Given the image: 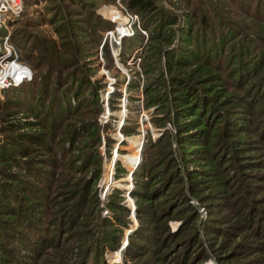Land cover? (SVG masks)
Wrapping results in <instances>:
<instances>
[{
	"label": "rangeland",
	"instance_id": "374dc122",
	"mask_svg": "<svg viewBox=\"0 0 264 264\" xmlns=\"http://www.w3.org/2000/svg\"><path fill=\"white\" fill-rule=\"evenodd\" d=\"M157 5L178 18L174 25L163 30L160 37L156 35L158 34L156 32V34L147 33L141 29L140 17L137 19L139 23L137 27L141 29V36L136 37L134 28L136 19L131 16L128 20L124 16L128 11L123 1L118 4V1L114 3L110 0H25L24 13L19 19L9 24L12 40L18 47L22 59L35 71L36 81L33 86L27 84L20 90L9 91L7 95L1 92L0 101L5 103L9 100L13 102L15 109H18L9 118V123L15 125L14 128H17L18 133L38 135L45 132L44 143L30 145L29 159L19 156L21 162L14 167L13 172L26 177L29 162L31 164L29 181L45 189L42 193L43 198L57 199L55 203L49 205L50 208L54 207V204L63 202L58 205L62 209L66 200L64 194L67 197L71 196L69 192L80 188L90 180L94 170L100 168L102 173L105 157L108 158L119 144L120 169L118 167V170L121 172L117 178L118 188L115 189L114 194L120 192L119 203L128 208L124 195L131 190L129 202L132 204L134 200L137 207V200L133 195L137 189L136 179L132 177L131 182L129 172H133L134 175L141 169L140 167L144 166L151 140L156 142L166 130H169L173 136L177 134L174 109L179 106L183 92L173 82V75H179L189 84L200 89L213 87V83H218L214 77L217 73H224L223 70L234 53L232 48L234 42L243 44L241 42L245 40L255 60L259 56L260 47L249 39L257 40L264 45V0H157ZM101 22L111 28L103 29ZM126 24L131 28L130 35L120 38L117 30L121 34L124 33L122 31L127 28ZM152 33L155 35L152 36ZM246 33L250 34L245 36ZM100 37L103 38L101 41ZM222 37L228 41L224 48L220 44ZM102 43L103 45L107 43L109 46L112 61L107 60L106 48L103 49ZM180 49L185 52L183 53L185 62H181L184 67L173 60L170 65L166 52L180 51ZM123 51L126 52L124 57ZM194 55L198 57L197 60L193 58ZM51 71L52 76L49 75ZM209 75L210 79L206 80ZM59 80L67 84L62 89L63 93L67 91L66 97L61 96L57 88L60 86ZM224 80H227L225 73ZM80 84L83 85V94L80 97L74 93L71 94L80 87ZM224 87L219 85L217 88L222 90ZM46 89L51 98L41 104L40 98L43 90ZM149 90L157 92L147 96ZM109 92H111L110 95H108ZM228 92L229 95L234 94L232 89ZM125 95L126 108L123 109L122 99ZM152 96L155 98L159 96L161 101L157 105L148 107L146 99L148 102ZM223 96L224 94L217 95L215 100L222 103ZM107 97H109L108 106L105 101ZM30 105L39 106V108L37 111L28 110L27 106ZM52 106L57 109V116L53 112L50 118L44 120L46 112ZM106 110H108L107 113ZM109 112L110 120L104 125L101 124L100 117ZM52 116L57 118L52 119L56 126L53 131H49L44 128H51L49 124H51ZM144 116L150 118V125L142 123ZM157 118L166 119L165 127L156 128L153 120ZM190 120L194 118L182 119L183 122ZM3 122L0 116L2 141L11 134H15L2 133ZM96 123L99 128L100 143L93 138V134L96 133L93 125ZM168 124L172 126V129H168ZM119 128H122V133L127 129L131 132V136L123 133L125 136L122 141ZM172 150L184 179L183 187L187 190L191 185L190 176L197 177L204 173L206 168L203 167V162L198 161V155L193 149L183 147L174 141ZM140 155L143 161L140 167L136 168L137 163L141 161ZM89 157L92 162L90 167L86 168L85 164ZM2 168L4 166L0 164V170ZM260 182L261 187L258 192L262 200L264 181ZM211 190L213 186L210 185L202 194L208 195ZM189 203L198 216L197 221L192 225L189 233L184 235L182 232L183 235L179 241L193 235L194 232L199 234L201 245L207 256L200 264H264V250L254 256L253 251L248 250L249 253L246 254L244 249L238 248L241 234L231 240L226 238L227 241L223 237L208 234V226L214 219H221V221L226 219L228 224L229 221L235 222L236 216L230 215L228 211L218 215L216 209L213 213L208 203L204 204L197 197L190 196ZM58 206L55 207L56 211ZM129 212L127 216L129 223L123 229L116 222L112 209L111 218H102V211L98 204V210L93 211L92 214L89 213L90 216L88 214L82 220L83 223L74 229L76 233L70 237V233L69 235L67 233L60 248L45 255V259L37 264H79L86 255L88 245L92 242L95 245L88 252L91 262L95 256L92 253H95L96 243L101 238V224L107 219L116 226L113 228H118L121 232L118 231L120 238L117 248L107 247L104 250L103 257L106 262L108 264H142L145 260L144 256L138 260L129 257L127 259L125 256L131 237L140 227L137 208L134 216L131 215L130 209ZM261 214L264 217V211ZM49 216L50 212L45 218L46 221L49 218L51 220ZM124 216V214L121 215V218L125 219ZM168 226L171 235H178L184 227V220L173 219L169 221ZM88 229L91 233L82 240L84 232ZM124 239L128 240V244L123 252L119 253ZM144 246L147 248L146 245ZM179 246L172 247L173 250L164 246L159 247L157 253L160 258L153 264H178V254L182 251ZM164 255H166L165 258H163ZM22 256L27 257L24 253ZM219 257L221 259L218 260Z\"/></svg>",
	"mask_w": 264,
	"mask_h": 264
},
{
	"label": "trees",
	"instance_id": "16d2710c",
	"mask_svg": "<svg viewBox=\"0 0 264 264\" xmlns=\"http://www.w3.org/2000/svg\"><path fill=\"white\" fill-rule=\"evenodd\" d=\"M110 1L115 3L119 0ZM121 1L125 3L129 14L134 18L135 16L140 17L141 29L147 33L156 32L158 34H155L160 37L166 27L174 25L178 20L176 15L160 8L157 0ZM101 23H103V29L111 28L106 23ZM138 25L136 19L134 26L136 37L141 36V29L137 27ZM102 39L100 37V41ZM249 40L260 47L258 58L255 60V56H251L250 46L246 45L248 43L245 40L241 42L243 44L234 42L232 47L234 53L223 70L227 80H224V73H217L213 77L218 83H213V87L200 89L189 84L179 75H173V82L183 92L180 104L176 106L177 110L174 109L177 134L173 136L169 130H166L156 142L151 140L147 149L146 162L134 174L137 189L133 195L137 200L140 227L131 237L125 255L127 259L129 257L138 260L144 256L145 260L142 264H153L160 258L157 253L159 247L164 246L171 249L180 245L179 248L182 251L178 254V264H200L204 261L207 256L201 245L199 234L194 232L193 235L179 241L183 233L184 235L189 233L198 217L189 203L190 196L199 198L204 204L208 203L209 206H207L213 213L216 209L218 215L228 211L230 215L236 216L235 222L229 221L228 224H226V219L221 221V219L213 218L211 225L208 226V234L223 237L225 241H227L226 238L231 240L241 234L242 238L238 248L244 249L246 254L250 250L255 256L264 250V217L261 214L264 211L262 208L264 197L261 200L260 192H258L261 187L260 181H264V45L257 40ZM226 43H228L227 39L222 37L221 47L224 48ZM101 46L103 49L106 48L107 60L112 61L107 43L105 45L102 43ZM122 53L124 57L126 52ZM166 53L170 65L173 60L184 67L181 62H185L183 54L185 52L180 49V51ZM158 54H160L159 50ZM193 58L197 60L198 57L194 55ZM49 75H53L52 71ZM45 79L49 80V78ZM208 79L210 75L206 78ZM35 81L29 86H33ZM65 85L67 84L60 82V86H57L61 96L64 97L67 96V91L64 93L62 91ZM219 85L225 87L219 90L217 88ZM25 86L3 93L7 95L9 91L14 92ZM230 89L234 94L229 95ZM82 90L83 85L80 84V87L71 94L74 93L80 97L83 94ZM156 92V90H149L146 95H153L152 93ZM223 94V99H225H222V103L224 104L215 100L217 95ZM50 98L47 89L43 90L40 103H44L45 100L49 101ZM154 98L155 96H152L148 102L146 99L148 107L160 103L159 96ZM27 107L28 110L34 111L39 108V106L31 105ZM17 111L13 102L8 100L2 103L0 101V116L4 120V127L1 131L2 133H15L4 138L3 141L0 139V164L4 166L0 170V264H37L45 259V255L60 248L67 233L68 235L70 233L69 237L76 233L74 229L83 223L82 220L89 213L92 214L93 211L98 210L99 198L96 185L101 177V170L100 168L94 170L90 180L80 188L69 192L71 196L67 194L69 195L67 197L64 194L66 200L62 209L58 205L63 202L54 204V207L50 208L49 205L55 203L57 199L43 198L42 193L45 189L29 181L28 177L31 173L29 162L26 177L13 172L14 167L21 162L19 156L29 159L30 145H42L45 135V132L38 135L18 133L17 128H14L15 125L9 123V118ZM48 111L44 120L50 118L53 112L57 116V109L54 106ZM190 118L194 120L182 121V119ZM52 119L57 118L52 116L51 124H49L51 128L44 129L54 130L56 124ZM164 120L166 119H154L153 124L157 126L156 128L165 127ZM95 125L93 127L96 128V133L93 134V138L100 143L98 124ZM123 133L131 136V132L127 129L123 130ZM74 138H72L73 142ZM174 141L183 147L193 149L198 155V161L203 162V167L206 168V171L197 177L190 176L191 185L187 190L183 187L184 179L178 169L177 160L174 158L175 154L172 150ZM91 162L92 159L89 157L85 167H90ZM118 171L121 172V170ZM68 185L72 188L70 184ZM210 185L213 186L211 193L202 194ZM119 195L120 192L114 194L110 208L115 214L116 222L124 229L129 223L127 216L130 212L128 208L119 203ZM90 207L92 208L89 211ZM49 212L51 220L49 218L46 221L45 218ZM123 214L125 219L121 218ZM177 218L184 220V227L178 235H171L168 223ZM101 226V238L96 243L95 253H92L95 256L90 262L88 252L95 245L91 242L86 255L79 264H108L103 257L104 250L107 247L117 248L121 231L113 228L116 226L108 219L102 222ZM90 233L89 229L84 232L82 240ZM22 253L27 257H23ZM25 259H27L26 262Z\"/></svg>",
	"mask_w": 264,
	"mask_h": 264
},
{
	"label": "built area",
	"instance_id": "2783aa9c",
	"mask_svg": "<svg viewBox=\"0 0 264 264\" xmlns=\"http://www.w3.org/2000/svg\"><path fill=\"white\" fill-rule=\"evenodd\" d=\"M120 3L121 0L118 1V4ZM24 11H25V0H0V93L13 88H19L21 86L31 84L35 81V71L28 63H26L22 59L21 53L18 47L13 42L11 31H9L8 28L9 24L19 19L20 16L24 13ZM124 16H126L127 19L130 20L132 15L127 12V14H124ZM135 18L138 19L137 16H135ZM128 24H126L127 28H125L124 31H122L124 33L121 34V32L117 30L120 38L130 35L131 28L128 27ZM110 93L111 92H109L108 95H110ZM108 99L109 97L105 99V101L107 102V106H108ZM125 101H126V95L122 99L123 109L126 108ZM107 112L108 110H106V113ZM106 113L103 114L99 119V122L103 125L110 120V112L107 115ZM144 117L145 118L142 123L149 124L150 118L148 116H144ZM168 129H172V126L170 124H168ZM119 135L123 141L124 140L123 136L125 135L122 133V128H119ZM144 146L145 143L143 144V148ZM119 147L120 144L118 145L117 148H115L114 152L111 153V155L108 158L105 157L104 168L102 170L101 177L96 185L98 198L100 200L99 204H100V209L102 211V218H111L112 215L111 209L109 208V202H110V198L113 196L115 192V189L118 188L117 178L119 177L118 167L120 165ZM142 161L143 158L141 159V161L137 163L136 168L140 167ZM129 177L131 178L130 181L132 182L133 181L132 177H134L133 172L132 173L129 172ZM130 185L133 186L132 183H130ZM130 193L131 190H129L127 194L124 195V198L127 200L128 205L127 204L126 205L130 209L131 215L134 216L137 207L134 200L133 203L130 204L129 202V196H131ZM127 244H128V240L124 239L122 243V248L119 251V253L123 252Z\"/></svg>",
	"mask_w": 264,
	"mask_h": 264
},
{
	"label": "bare ground",
	"instance_id": "6f19581e",
	"mask_svg": "<svg viewBox=\"0 0 264 264\" xmlns=\"http://www.w3.org/2000/svg\"><path fill=\"white\" fill-rule=\"evenodd\" d=\"M141 156V155H140ZM141 159H142V156H141Z\"/></svg>",
	"mask_w": 264,
	"mask_h": 264
}]
</instances>
